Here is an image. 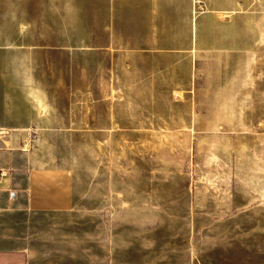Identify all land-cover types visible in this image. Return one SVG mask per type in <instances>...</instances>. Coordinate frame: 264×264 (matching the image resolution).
Here are the masks:
<instances>
[{"label":"rangeland","instance_id":"obj_1","mask_svg":"<svg viewBox=\"0 0 264 264\" xmlns=\"http://www.w3.org/2000/svg\"><path fill=\"white\" fill-rule=\"evenodd\" d=\"M52 4L29 0L46 42ZM82 16L55 20L80 25ZM55 56L28 62L30 84L44 85L46 143L74 175V204L37 218L34 264L264 261V61L254 62L261 85L245 108L138 109L116 91L117 62Z\"/></svg>","mask_w":264,"mask_h":264},{"label":"crops","instance_id":"obj_2","mask_svg":"<svg viewBox=\"0 0 264 264\" xmlns=\"http://www.w3.org/2000/svg\"><path fill=\"white\" fill-rule=\"evenodd\" d=\"M29 11V0H0V264H34L35 221L74 204V175L46 143L50 107L44 85L30 84V60L47 50L117 62L116 91L133 94L138 109L245 108L261 85L254 62L264 61V0H53L50 42ZM61 13L84 21L61 24Z\"/></svg>","mask_w":264,"mask_h":264},{"label":"built area","instance_id":"obj_3","mask_svg":"<svg viewBox=\"0 0 264 264\" xmlns=\"http://www.w3.org/2000/svg\"><path fill=\"white\" fill-rule=\"evenodd\" d=\"M7 174V171L0 170V178L5 176Z\"/></svg>","mask_w":264,"mask_h":264}]
</instances>
